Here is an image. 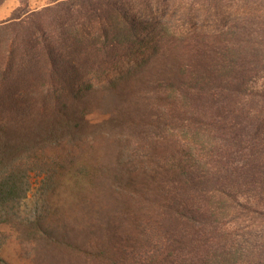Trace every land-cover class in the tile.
<instances>
[{
	"label": "trees",
	"instance_id": "1",
	"mask_svg": "<svg viewBox=\"0 0 264 264\" xmlns=\"http://www.w3.org/2000/svg\"><path fill=\"white\" fill-rule=\"evenodd\" d=\"M29 1L0 22V227L73 261L264 264V0ZM71 170L115 197L81 246L22 212L32 172L46 199Z\"/></svg>",
	"mask_w": 264,
	"mask_h": 264
},
{
	"label": "rangeland",
	"instance_id": "2",
	"mask_svg": "<svg viewBox=\"0 0 264 264\" xmlns=\"http://www.w3.org/2000/svg\"><path fill=\"white\" fill-rule=\"evenodd\" d=\"M50 0H30L29 9L32 11L39 10L49 4ZM3 11H8L5 17L0 16V22L6 21L11 18L15 10L23 8L21 0H8L2 7ZM4 13V12H3ZM257 87H264V79L258 82ZM99 118V117H98ZM94 161H99L101 166L112 164V160L107 157L101 158L97 156ZM82 166V165H78ZM97 168V166H95ZM76 169V168H75ZM99 179L95 182L89 180L77 179L74 171L71 170L70 174L62 176L60 182L56 188L49 193L44 199L41 191V184L43 177L39 176L36 172L31 174L32 189L28 194V197L24 200L22 205V212L25 216L35 219L39 212L42 211L43 204L46 203L51 210L45 219L44 225L49 230L54 231L56 238L65 239L67 242L73 245H80L81 243L86 244L92 238V233L98 232V224H94L97 221H102L104 215L102 213H94L99 211L103 205H107L110 201H115V197L108 190L107 183L104 178ZM88 182V183H86ZM102 187V188H101ZM107 191V192H106ZM106 192V193H105ZM111 210L115 209L114 217L120 214L122 210V204L117 203L116 208L111 207ZM119 230H122V225ZM0 232L7 235V244L3 256L12 264H44L42 259L49 260L46 264H102L103 261L100 257L103 253L101 248L94 249L90 252L91 263L88 261H73V257L65 259L64 252L59 255L50 254L43 252L41 248L37 251L25 252L23 250L22 241L19 232L13 228L6 226L0 227ZM117 235H120L117 234ZM110 236L97 237L100 242ZM28 251V250H26ZM63 262L61 263V260ZM45 260V261H47ZM84 261V262H83Z\"/></svg>",
	"mask_w": 264,
	"mask_h": 264
},
{
	"label": "crops",
	"instance_id": "3",
	"mask_svg": "<svg viewBox=\"0 0 264 264\" xmlns=\"http://www.w3.org/2000/svg\"><path fill=\"white\" fill-rule=\"evenodd\" d=\"M4 9L3 8H0V16L2 15L3 17H5L7 14L8 11H3ZM4 12V13H3ZM1 20V19H0Z\"/></svg>",
	"mask_w": 264,
	"mask_h": 264
}]
</instances>
